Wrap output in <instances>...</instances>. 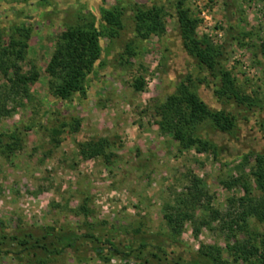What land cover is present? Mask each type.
<instances>
[{"label": "rangeland", "instance_id": "rangeland-1", "mask_svg": "<svg viewBox=\"0 0 264 264\" xmlns=\"http://www.w3.org/2000/svg\"><path fill=\"white\" fill-rule=\"evenodd\" d=\"M179 2L198 19L197 34L221 48L222 66L250 102L217 97L218 74L202 68L184 46L177 27ZM136 5L163 7L165 33L139 38L133 22ZM114 7L124 13L125 30L112 41L103 40L104 54L87 77L85 94L58 99L46 72L58 36L81 18L100 21L103 9ZM21 25L32 31L18 65L23 74L37 71L39 77L29 84L26 97L11 88L14 69L0 67V133L29 128L22 131L20 149L0 154L5 230L57 232L107 222L108 229L126 228L118 233L120 248L133 242L137 249L147 239L145 253L154 264L192 259L203 246L225 248L226 225L241 211L245 186L254 200L264 198L253 176L254 154L264 156V0H0L5 42ZM128 43L136 54L125 53ZM139 78L144 87L137 91ZM182 83H193L210 109L236 118L230 132L200 125L221 150L220 161L212 152L182 149L160 129L158 106ZM101 140L107 141L104 155H82V144ZM82 206L91 212L85 214ZM171 215L185 218L177 231L167 219ZM250 224L264 234V222ZM159 244L167 255L156 258L152 253ZM96 247L86 242L78 253L68 250L48 264L136 262L120 257L108 262ZM223 256L229 258L226 250ZM27 261L13 254L0 257V264Z\"/></svg>", "mask_w": 264, "mask_h": 264}, {"label": "trees", "instance_id": "trees-1", "mask_svg": "<svg viewBox=\"0 0 264 264\" xmlns=\"http://www.w3.org/2000/svg\"><path fill=\"white\" fill-rule=\"evenodd\" d=\"M165 15V9L161 6L136 5L133 22L138 37L148 39L153 34L165 33ZM177 24L189 55L195 58L202 68L218 74L220 85L215 90L217 97L227 100L234 99L238 104L250 102V97L239 91L232 73L222 66L223 51L221 48L215 46L208 38L197 34L198 19L184 8L182 2H179L177 8ZM125 28L124 13L117 7L103 9L100 21L86 17L81 18L76 24L68 25L58 36L56 49L46 69L51 77L50 84L53 94L61 100H68L76 93L85 94L87 77L104 54L103 40L112 41L118 38ZM31 31V28L25 25L15 26L8 41L5 42L4 33L0 29V67L5 72L7 69H14L11 88L14 92L24 94L26 97L29 96V84L39 77L37 71L32 74H23L18 65V62L25 58L29 48ZM261 45L264 50V41ZM125 53L136 54L132 43L127 44ZM143 87L142 78L135 81L134 88L137 91L142 90ZM158 114L161 131L172 134L182 149L195 148L199 153L212 152L218 161H220L222 152L216 143L203 132L200 125L210 124L222 132H230L236 126L235 116L226 110L210 109L198 95L193 83H182L178 86L176 92L169 96L165 103L158 106ZM78 126L79 123L75 129ZM27 129L29 130V128H17L0 133V154L9 155L20 149L22 131ZM75 129L73 131H76ZM57 133L58 130H55L54 134ZM106 144V140L82 144L81 153L87 159L104 155ZM254 156L257 166L253 171V176L257 187L264 193V156L262 154H254ZM245 188V196L239 199L240 213L226 225L228 234L225 248L203 246L195 251L194 258L180 257L175 264H233V262L264 264V234H259V230L250 224V220L264 222V198L254 200L249 196L248 188L246 186ZM81 209L85 214L91 212L86 206H82ZM183 217L188 216L185 214ZM167 219L177 231L185 218L171 215L167 216ZM104 223L106 225L91 224L85 229L62 228L57 232L52 228L41 233L28 230L8 233L4 222L0 220V257L13 254L20 260L27 259V264H48L68 250L78 253L81 244L90 242L96 244V254L108 262L113 257H120L122 259L135 258L134 264H154L145 253L150 243L147 239L142 240L140 248H134L133 242L120 248L116 243L118 233L123 234L126 228L122 229L113 225L108 229L107 222ZM154 249L156 252H153L152 256L156 258L160 253L167 255V249L161 244L156 245ZM225 250L229 256L227 259L223 256Z\"/></svg>", "mask_w": 264, "mask_h": 264}]
</instances>
